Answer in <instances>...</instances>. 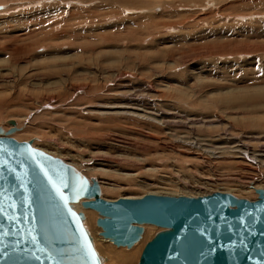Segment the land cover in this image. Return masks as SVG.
I'll return each instance as SVG.
<instances>
[{"label": "rangeland", "instance_id": "1", "mask_svg": "<svg viewBox=\"0 0 264 264\" xmlns=\"http://www.w3.org/2000/svg\"><path fill=\"white\" fill-rule=\"evenodd\" d=\"M0 7V127L13 121L11 138L97 181L108 201H254L264 190V0ZM80 208L101 264L121 260L111 249L136 247L122 264H137L162 231L142 225L131 249L116 247L99 235L98 214Z\"/></svg>", "mask_w": 264, "mask_h": 264}, {"label": "water", "instance_id": "2", "mask_svg": "<svg viewBox=\"0 0 264 264\" xmlns=\"http://www.w3.org/2000/svg\"><path fill=\"white\" fill-rule=\"evenodd\" d=\"M10 124L7 131L0 127V173L6 177L0 179V264H101L82 227L83 213L72 208L80 200L82 209L98 213L99 235L116 247L132 248L142 225L162 229L145 244L137 264H264V190H255L254 201L221 192L104 200L97 181L11 138L17 129ZM41 169L71 170L89 191L73 200L71 191L61 189L68 197L62 208ZM27 204L33 206L26 210ZM41 228L63 240L59 252L40 242Z\"/></svg>", "mask_w": 264, "mask_h": 264}, {"label": "snow or ice", "instance_id": "3", "mask_svg": "<svg viewBox=\"0 0 264 264\" xmlns=\"http://www.w3.org/2000/svg\"><path fill=\"white\" fill-rule=\"evenodd\" d=\"M29 155L32 156V154ZM41 174L48 182L51 191L55 195L57 201L59 202V205L62 208L66 209V205L68 203V197L63 194L61 189L65 191H71L73 200L82 193L89 191L85 187L84 182L78 181L76 178V174L72 173L71 170H66L65 172L50 173L48 171H45L44 169H41ZM5 178L6 177H4L2 173H0V179H5ZM32 199L34 204L36 195H34ZM22 203H24V201H22ZM31 206L33 205L27 204L26 210ZM40 223L42 224V221ZM76 231H77V235H79V230ZM38 238L41 243L45 244V246L50 247L57 252H59V246L63 243V240H61L59 237H55V236L49 237L45 235L43 228H41L40 232L38 233Z\"/></svg>", "mask_w": 264, "mask_h": 264}, {"label": "bare ground", "instance_id": "4", "mask_svg": "<svg viewBox=\"0 0 264 264\" xmlns=\"http://www.w3.org/2000/svg\"><path fill=\"white\" fill-rule=\"evenodd\" d=\"M3 10V8L2 7H0V11H2ZM11 125V124H10ZM12 126V125H11ZM83 200H80L78 203H76V204H72V208L75 210V211H79L80 212V206H81V202H82ZM93 211V210H92ZM95 212V211H94ZM98 214V213H97ZM99 216V215H98ZM99 228V227H98ZM104 239V238H103ZM104 240H107V239H104ZM106 242V241H105ZM107 242H111V241H107ZM112 243V242H111ZM138 243V242H137ZM135 245V244H134ZM137 248V247H136ZM135 248V249H136ZM106 249V248H105ZM131 249V248H130ZM132 250L131 252H129V253H124V252H122V251H120V250H113V249H111V252H113L114 254H116L121 260L120 261H118V260H116V263L117 264H122L124 261H127V260H131L132 258H134L135 256H136V254H138L137 252H136V250ZM139 249H140V247H139ZM115 260V259H114ZM129 260V261H130ZM101 262V261H100Z\"/></svg>", "mask_w": 264, "mask_h": 264}]
</instances>
